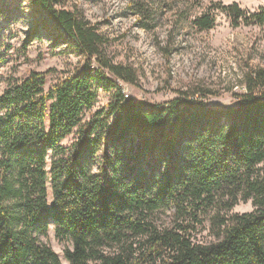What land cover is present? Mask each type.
<instances>
[{
    "label": "trees",
    "instance_id": "trees-1",
    "mask_svg": "<svg viewBox=\"0 0 264 264\" xmlns=\"http://www.w3.org/2000/svg\"><path fill=\"white\" fill-rule=\"evenodd\" d=\"M14 1L0 0V13ZM56 1L34 3L52 19L51 40L85 61L48 88L49 71L29 70L0 94V264H62L42 239L50 221L71 243L69 264H264V69L244 74L225 109L198 84L166 102L134 100L120 81L138 85L135 67L115 63L97 26ZM238 6L215 8L235 25L264 23V5ZM214 20L192 22L203 31ZM98 90L110 99L85 118ZM240 201L252 209L234 212Z\"/></svg>",
    "mask_w": 264,
    "mask_h": 264
},
{
    "label": "rangeland",
    "instance_id": "rangeland-1",
    "mask_svg": "<svg viewBox=\"0 0 264 264\" xmlns=\"http://www.w3.org/2000/svg\"><path fill=\"white\" fill-rule=\"evenodd\" d=\"M55 9L77 10L108 38L105 51L115 63H127L139 74L138 85L120 81L128 98L149 104L166 102L176 96L175 89L200 85L213 94L204 98L216 109L236 106L235 94L244 90L243 76L255 68L264 69V23L235 25L218 3H237L244 12H254L264 0H58ZM0 13V94L9 82L19 80L29 70L46 74V88L56 77L80 68L84 57L66 40L54 43L48 11L34 0L6 3ZM204 12L215 16L214 25L199 30L192 20ZM45 22L47 26L44 25ZM63 33V30L60 29ZM63 36V35H62ZM243 84V83H242ZM264 92V88H262ZM93 108L105 107L110 93L98 90ZM73 139L72 134L64 143ZM50 190V189H49ZM48 190V200L51 191ZM251 202L240 201L232 210L250 211ZM211 214V211L209 212ZM206 214V217L210 214ZM206 217L203 216V219ZM208 219L199 232L200 241L209 239ZM50 221L42 237L58 254L62 264H69L64 249L71 247L59 240Z\"/></svg>",
    "mask_w": 264,
    "mask_h": 264
},
{
    "label": "built area",
    "instance_id": "built-area-1",
    "mask_svg": "<svg viewBox=\"0 0 264 264\" xmlns=\"http://www.w3.org/2000/svg\"><path fill=\"white\" fill-rule=\"evenodd\" d=\"M124 95H125V97H128V94L127 93H125Z\"/></svg>",
    "mask_w": 264,
    "mask_h": 264
}]
</instances>
